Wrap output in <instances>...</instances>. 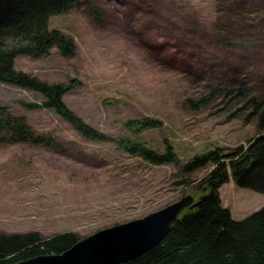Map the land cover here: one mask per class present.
<instances>
[{
	"label": "rangeland",
	"instance_id": "rangeland-1",
	"mask_svg": "<svg viewBox=\"0 0 264 264\" xmlns=\"http://www.w3.org/2000/svg\"><path fill=\"white\" fill-rule=\"evenodd\" d=\"M90 1L100 14L83 4L49 19V28L74 38V56L53 48L40 58L18 56L16 67L71 84L64 101L92 127L159 153L170 143L182 165L216 147L230 152L248 146L257 122L228 117L234 100L215 89L243 91L264 81V0ZM224 22L228 31L220 28ZM211 93L205 107L188 102ZM43 100L33 89L0 82V104L58 143L0 142V233L72 231L83 238L186 194L196 198V187L214 168L187 173L178 164H153L114 141L87 140L53 109L25 106ZM148 119L157 125L129 126ZM219 193L237 220L264 207V194L238 186L232 174Z\"/></svg>",
	"mask_w": 264,
	"mask_h": 264
},
{
	"label": "trees",
	"instance_id": "trees-1",
	"mask_svg": "<svg viewBox=\"0 0 264 264\" xmlns=\"http://www.w3.org/2000/svg\"><path fill=\"white\" fill-rule=\"evenodd\" d=\"M83 4L89 11L100 14L90 0H0V82L41 93L44 96L41 103H26L25 106L53 109L87 140L114 141L118 148L153 164H178L187 173L214 165L196 187L199 194L194 204L182 211L167 236L143 254L116 264H264V207L237 220L223 206L219 193V188L232 174L238 186L264 194V81L257 86H252L254 83L245 86L243 91L241 86L228 92L215 89L223 97L230 96V101L234 100L227 105L228 117L243 116L245 122H257V134L247 147L242 145L230 152L216 147L194 155L182 165L170 143L159 153L144 142L112 139L67 106L64 95L71 84L50 83L16 67L18 56L40 58L49 55L53 48L65 57L74 56L77 51L74 38L60 29L49 28V19ZM230 27L229 22L220 26L227 31ZM234 81L232 83L237 84ZM212 97L211 93L188 99V102L198 109L207 106ZM240 99L243 104L238 102ZM146 125L156 126L157 121H132L129 126L141 129ZM0 142L58 144L55 136L39 132L24 115L14 114L6 104H0ZM79 239L72 231L49 236L38 231L0 233V264H14L40 254L62 253Z\"/></svg>",
	"mask_w": 264,
	"mask_h": 264
},
{
	"label": "water",
	"instance_id": "water-1",
	"mask_svg": "<svg viewBox=\"0 0 264 264\" xmlns=\"http://www.w3.org/2000/svg\"><path fill=\"white\" fill-rule=\"evenodd\" d=\"M195 197L180 199L143 217L117 223L80 238L62 253L40 254L14 264H116L133 259L159 244Z\"/></svg>",
	"mask_w": 264,
	"mask_h": 264
}]
</instances>
